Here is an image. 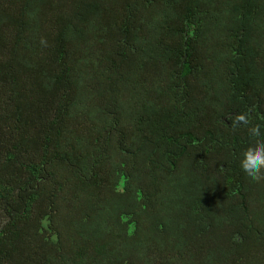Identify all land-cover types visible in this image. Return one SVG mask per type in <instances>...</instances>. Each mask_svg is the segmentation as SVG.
I'll use <instances>...</instances> for the list:
<instances>
[{"label":"trees","instance_id":"16d2710c","mask_svg":"<svg viewBox=\"0 0 264 264\" xmlns=\"http://www.w3.org/2000/svg\"><path fill=\"white\" fill-rule=\"evenodd\" d=\"M254 127L264 0H0V264H264Z\"/></svg>","mask_w":264,"mask_h":264},{"label":"clouds","instance_id":"9594fccd","mask_svg":"<svg viewBox=\"0 0 264 264\" xmlns=\"http://www.w3.org/2000/svg\"><path fill=\"white\" fill-rule=\"evenodd\" d=\"M236 120L237 122L243 121L245 124L248 123L244 114L239 115ZM250 131L257 138L264 135L260 127H254ZM241 168L252 181L264 179V143H261L256 148H249L243 153Z\"/></svg>","mask_w":264,"mask_h":264}]
</instances>
